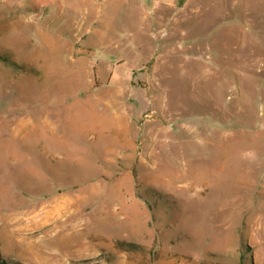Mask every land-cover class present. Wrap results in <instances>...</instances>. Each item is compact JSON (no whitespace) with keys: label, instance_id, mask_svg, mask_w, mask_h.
<instances>
[{"label":"rangeland","instance_id":"374dc122","mask_svg":"<svg viewBox=\"0 0 264 264\" xmlns=\"http://www.w3.org/2000/svg\"><path fill=\"white\" fill-rule=\"evenodd\" d=\"M243 261L264 0H0V264Z\"/></svg>","mask_w":264,"mask_h":264},{"label":"bare ground","instance_id":"6f19581e","mask_svg":"<svg viewBox=\"0 0 264 264\" xmlns=\"http://www.w3.org/2000/svg\"><path fill=\"white\" fill-rule=\"evenodd\" d=\"M164 12H165V10L164 9H162L161 11H160V14H164ZM167 113V112H166ZM195 163H197V162H195ZM190 164V163H189ZM188 164V165H189ZM197 165V164H196ZM195 166V165H194ZM192 167H193V165H192ZM194 168V167H193ZM196 168V167H195ZM187 170V169H186ZM188 171V170H187ZM185 173H187V172H185ZM188 174V173H187ZM189 176V175H188Z\"/></svg>","mask_w":264,"mask_h":264},{"label":"trees","instance_id":"16d2710c","mask_svg":"<svg viewBox=\"0 0 264 264\" xmlns=\"http://www.w3.org/2000/svg\"><path fill=\"white\" fill-rule=\"evenodd\" d=\"M240 264H244V261H243V262H241Z\"/></svg>","mask_w":264,"mask_h":264}]
</instances>
